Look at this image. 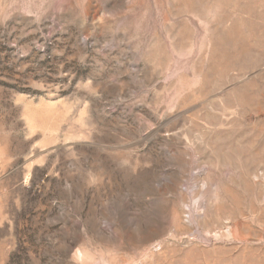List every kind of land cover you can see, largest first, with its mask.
I'll return each mask as SVG.
<instances>
[{"label": "rangeland", "instance_id": "obj_1", "mask_svg": "<svg viewBox=\"0 0 264 264\" xmlns=\"http://www.w3.org/2000/svg\"><path fill=\"white\" fill-rule=\"evenodd\" d=\"M0 264H264V0H0Z\"/></svg>", "mask_w": 264, "mask_h": 264}]
</instances>
